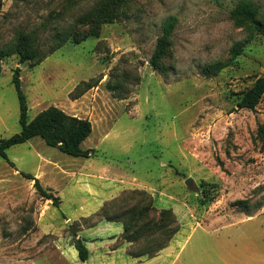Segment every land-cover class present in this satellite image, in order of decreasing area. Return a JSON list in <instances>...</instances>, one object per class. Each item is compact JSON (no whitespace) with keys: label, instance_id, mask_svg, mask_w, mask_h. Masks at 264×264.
<instances>
[{"label":"rangeland","instance_id":"obj_1","mask_svg":"<svg viewBox=\"0 0 264 264\" xmlns=\"http://www.w3.org/2000/svg\"><path fill=\"white\" fill-rule=\"evenodd\" d=\"M0 1V140L20 132L12 83L18 69L29 119L49 107L88 119L92 133L82 148L93 152L71 157L34 138L0 158V264H69L59 245L71 244V228L78 233L100 219L67 217L77 198L88 201L84 192L69 196L76 190L69 177L91 165L112 168L127 188L145 187L156 208L172 209L183 259L204 254L203 264H264L257 135L264 96L253 111L237 108L264 76V37L231 20L242 0H122L110 9L116 20L104 24L89 14L113 0ZM249 1L264 22V0ZM171 16L177 22L159 73L150 60ZM20 33L43 52L69 41L38 64L21 63L12 51ZM25 174H41L61 191L60 198L39 181L57 206ZM39 223L57 229L44 235Z\"/></svg>","mask_w":264,"mask_h":264},{"label":"trees","instance_id":"obj_2","mask_svg":"<svg viewBox=\"0 0 264 264\" xmlns=\"http://www.w3.org/2000/svg\"><path fill=\"white\" fill-rule=\"evenodd\" d=\"M122 0H113L102 7L94 8L90 16L95 17L98 24L112 23L118 17L113 12L112 5H120ZM1 9V1H0ZM231 20L238 27H247L251 35L258 34L264 37V22L259 20L254 5L249 0L239 1L229 12ZM177 19L171 16L162 24V34L157 40L155 51L150 60L152 69L162 73L163 61L167 57L171 35L175 29ZM89 36H95L90 33ZM34 38L31 35L20 33L16 37V48L12 51L20 56L21 63L38 64L48 55L53 54L62 43L68 42V38L59 41V44L50 50L43 52L34 46ZM19 70L15 69L12 83L14 85L19 103L20 132L11 137L0 140V158L7 159L6 151L15 145L23 144L34 138L41 139L47 146L58 149L61 153L71 157L87 159L91 157V149H83V142L92 133V125L88 119H82L66 114L56 107H49L29 119L26 96L24 95L19 80ZM264 96V76L259 77L253 86L242 94L237 103L238 109L253 111ZM257 135L264 149V125L259 126ZM24 177L33 181L37 193L44 200H52L57 206V198L42 188L38 179L25 174ZM144 190H126L118 197L105 202L94 217L99 221L121 223L122 233L114 248L128 244V255L132 258H153L161 250L166 248L174 235L179 231V226L171 209H157L154 206L153 197ZM138 197V200H136ZM134 201V202H133ZM128 205V206H127ZM94 226V224H91ZM91 227V226H90ZM71 245L77 251L80 262L88 260L89 252L85 240L77 238V231L71 228Z\"/></svg>","mask_w":264,"mask_h":264},{"label":"crops","instance_id":"obj_3","mask_svg":"<svg viewBox=\"0 0 264 264\" xmlns=\"http://www.w3.org/2000/svg\"><path fill=\"white\" fill-rule=\"evenodd\" d=\"M90 167H93V169L83 166L80 169V172L78 171V173H73L72 177H69L71 180L70 184H73V187L76 188V190H69V196H77L79 192H84L88 198V201L82 199L79 200L77 198L73 204L71 203L72 208L69 210L67 215L68 220L71 222H80L82 218H88L94 215L105 202L118 197L123 191L144 190L143 188H145H127L124 184L130 183L111 177L112 173L115 171L108 166L103 165L101 167H97L91 165ZM85 170H91V173H83L82 171ZM34 177L43 183V176L41 174H35ZM43 185L54 189V191H56L61 198V191L55 189L50 183L46 182L43 183ZM64 200L66 201V199ZM64 200H60L62 204ZM68 201L72 202L73 200L69 199ZM47 202L49 201L47 200ZM46 208L49 210V207L46 206ZM39 226L44 235H48L57 229L56 225L52 223L43 225L39 223ZM121 233V223L102 220L98 221L91 227L81 226L79 232L77 233V238L85 240V245L89 252L88 260L85 262H80L79 259L76 260L75 254H77V251L70 243L64 245L60 244L58 247L60 251L59 253L63 254L64 257L68 259L69 264H203L204 254H189L185 259L181 257V248L179 249V242L177 241L179 231L174 235L168 246L161 250L153 258H132L128 255V244H123L114 248ZM82 235H86V237H83ZM67 254L71 256V260H69V255ZM205 255L208 257L207 254ZM214 255V257H217L220 260L223 258V254Z\"/></svg>","mask_w":264,"mask_h":264},{"label":"water","instance_id":"obj_4","mask_svg":"<svg viewBox=\"0 0 264 264\" xmlns=\"http://www.w3.org/2000/svg\"><path fill=\"white\" fill-rule=\"evenodd\" d=\"M190 182V179H187L186 183L188 184Z\"/></svg>","mask_w":264,"mask_h":264}]
</instances>
